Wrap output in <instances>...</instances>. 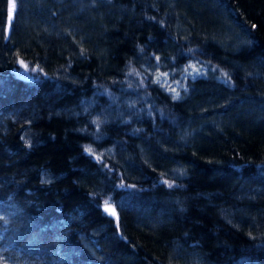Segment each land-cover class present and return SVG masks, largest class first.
Here are the masks:
<instances>
[{
	"label": "trees",
	"instance_id": "trees-1",
	"mask_svg": "<svg viewBox=\"0 0 264 264\" xmlns=\"http://www.w3.org/2000/svg\"><path fill=\"white\" fill-rule=\"evenodd\" d=\"M0 264H264V0H0Z\"/></svg>",
	"mask_w": 264,
	"mask_h": 264
},
{
	"label": "snow or ice",
	"instance_id": "snow-or-ice-1",
	"mask_svg": "<svg viewBox=\"0 0 264 264\" xmlns=\"http://www.w3.org/2000/svg\"><path fill=\"white\" fill-rule=\"evenodd\" d=\"M253 27H255V25H253ZM85 150H86V151H90V149H87V148H86ZM106 211H108V209H106ZM111 214H112V215H115V211L113 210V211L111 212Z\"/></svg>",
	"mask_w": 264,
	"mask_h": 264
}]
</instances>
